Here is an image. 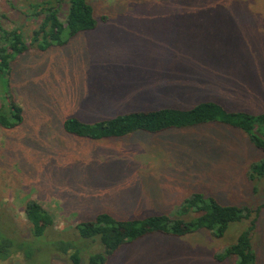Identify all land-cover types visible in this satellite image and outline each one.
Instances as JSON below:
<instances>
[{"label": "rangeland", "instance_id": "1", "mask_svg": "<svg viewBox=\"0 0 264 264\" xmlns=\"http://www.w3.org/2000/svg\"><path fill=\"white\" fill-rule=\"evenodd\" d=\"M89 2L94 29L64 46L18 55L8 79L0 77V89L8 88L25 111L18 127L0 126V235L17 242L31 237L25 215L31 198L54 215L47 240L69 236L81 216L101 211L122 218L170 214L195 192L253 210L264 204V177H248L264 151L238 128L209 122L98 140L63 128L73 116L94 123L207 100L263 113L264 0ZM22 5L0 0V13L7 27L29 36L37 23L21 13ZM5 100L0 93V106ZM250 220L231 223L220 238L205 229L149 235L125 244L108 264H236L234 256L216 255ZM36 240L40 249L31 259L19 254L0 264H69L50 242ZM253 243L256 264H264V206Z\"/></svg>", "mask_w": 264, "mask_h": 264}, {"label": "trees", "instance_id": "2", "mask_svg": "<svg viewBox=\"0 0 264 264\" xmlns=\"http://www.w3.org/2000/svg\"><path fill=\"white\" fill-rule=\"evenodd\" d=\"M22 2L21 13L27 20L35 21L37 26L28 36L22 27H7L4 23L5 14L0 13V77L5 76L6 79L9 77L11 63L18 55L32 48L44 51L53 46H64L77 34L92 30L97 24L94 7L89 0ZM3 91L0 89L6 100L0 106V126L18 127L25 119L24 108L8 88ZM209 122H220L244 131L250 142L264 151V112L231 111L213 100L201 101L189 108L166 106L134 110L94 123L73 116L64 121L63 128L75 136L98 140L121 137L139 130L161 132ZM47 129L50 130V127ZM248 177L256 182L259 177H264V157L251 164ZM263 206L264 204L253 210L245 206L222 204L214 196L195 192L185 198L170 214L122 218L121 215L101 211L88 218V214L80 215L82 220L76 223L74 230L68 233L69 236L47 240L48 230L54 227V215L41 202L31 198L26 202L25 215L33 239L29 240L30 237L17 242L7 235H0V259L7 260L19 254L26 261L31 259L40 249V246L34 243L38 242L36 239L39 237L45 242H50L53 246L51 251L56 256L64 257L69 264H108L109 258L125 244L149 235L161 233L184 236L205 229L212 236L220 238L231 223L251 218L250 225L224 252L217 254L216 258L222 260L234 256L236 264H256L253 232ZM188 215L192 216L188 218ZM28 244L34 247L29 249L30 251L26 248Z\"/></svg>", "mask_w": 264, "mask_h": 264}]
</instances>
